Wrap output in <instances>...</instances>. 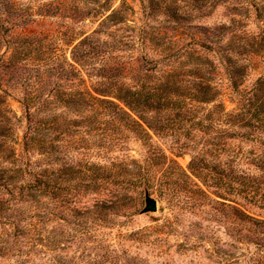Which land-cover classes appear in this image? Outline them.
<instances>
[{
	"label": "rangeland",
	"instance_id": "obj_1",
	"mask_svg": "<svg viewBox=\"0 0 264 264\" xmlns=\"http://www.w3.org/2000/svg\"><path fill=\"white\" fill-rule=\"evenodd\" d=\"M28 1L20 3L26 5ZM147 1L148 16L142 7ZM128 2L136 11L135 23L130 24L144 27V34L148 36V61L156 60L158 67L167 68L174 63L180 66L174 62V56L171 57L179 46L170 48L164 36L182 34L186 37L206 31L212 33L211 36L219 35L216 49L223 47L225 57L223 61L213 60L214 85L222 94L227 110L238 112L241 105L237 104V98L240 100V97L229 86L232 70L229 66L244 68V76L239 79L240 91L244 93L252 90L257 80L264 76V0ZM176 17L181 19L176 21ZM66 22L71 23L69 19ZM55 23L53 18L31 15L27 24H21L22 28L14 33L0 32V90L8 92V103L21 118L17 129L20 144L25 119L19 100L24 93L35 92L42 80L37 76L35 55L33 52L27 55L20 35L23 27L35 33L52 28ZM96 26L87 21L75 27L91 31ZM114 54L121 55V66L129 57L144 55L141 46ZM148 69L151 70L148 81L153 84L160 73L153 66L148 65ZM203 69L204 73L212 71L209 66ZM126 74L123 73L122 80L130 82L132 75ZM47 81L52 84L54 80L49 77ZM49 85L46 84L44 94L52 88ZM57 113L60 120H82L77 113L62 114L61 110ZM115 132L104 121L93 128L83 123L72 124L66 133L54 128L53 167L57 187L52 195L37 196L7 211V216L15 219L12 227L2 225L0 220V264H264V228L248 223L235 224L228 207L229 200H234L235 196L225 191L218 194L216 188L208 187L190 173L192 152L179 149L187 142L185 138L176 145L170 138L153 136L151 143L146 144L127 132L121 137ZM231 144L239 158H243L236 165L237 170L244 176L259 178L264 171L249 162L259 160L264 155V147L251 139H237ZM154 154L162 157L154 161ZM164 156L177 160L188 177L172 166L170 171L177 177L178 184L160 187L156 183L154 187H144L140 202L127 201L115 206L106 202L109 192L117 187L102 182L99 168L127 160L132 167H135L134 161L147 170H159L157 164ZM211 159L213 165H218L227 157L221 155ZM87 162L96 165L95 187L89 191L85 189L87 180L77 173L61 174L64 165L80 167ZM120 178L127 180L131 175L123 174ZM261 184L256 190L255 201L251 202V197L246 198L245 194L244 199L238 197L237 202L252 217L264 221V205L260 201L256 203L264 196L262 179ZM61 185L65 187L63 190ZM195 185L200 190L196 191ZM147 196L157 200V212H143Z\"/></svg>",
	"mask_w": 264,
	"mask_h": 264
},
{
	"label": "trees",
	"instance_id": "obj_2",
	"mask_svg": "<svg viewBox=\"0 0 264 264\" xmlns=\"http://www.w3.org/2000/svg\"><path fill=\"white\" fill-rule=\"evenodd\" d=\"M118 1L29 0L24 5L21 0H0L1 33H14L27 24L31 15L56 20L54 27L35 33L23 27L20 35L27 55L32 52L35 55L37 76L42 79L35 92H26L19 100L25 119L21 144L17 133L21 118L8 103V92L0 90L2 225L12 227L14 224L15 219L6 214L13 206L28 203L40 195H52L56 189L54 128L66 133L72 124L83 123L93 128L104 121L119 137L127 132L146 144L151 143L153 136L170 138L176 145L185 138L187 142L179 149L192 152L190 173L208 187L216 188L218 194L225 191L235 196L228 204L235 224L248 223L264 228V221L252 217L237 202L238 197L244 199L245 194L246 198L251 197V202L257 198L256 190L262 185L261 179L264 180V155L249 162L260 169L261 176H244L236 167L243 158H239L231 144L233 140L251 139L264 147V76L257 80L252 90L244 93L239 88L244 68L230 65L229 86L240 97L237 104L241 106L238 112L228 111L213 76V60L223 61L225 57L223 47L216 49L220 36H211L209 31L186 37L182 34L164 36L170 48L179 46L171 57L174 56V62L180 66L174 63L167 68L158 67L156 60L148 61V36L144 34V27L130 24L135 23V7L128 0H121L117 5ZM142 7L148 16V1ZM87 21L97 24L96 28L85 31L75 27ZM134 46H141L144 55L129 57L121 66V55L114 53ZM148 65L160 73L153 84L148 81V71H151ZM203 66H209L212 71L204 73ZM124 72L127 76L131 73L130 82L122 80ZM49 77L54 80L52 84L47 81ZM46 84L52 87L48 94H44ZM60 110L62 114L77 113L82 120H60L57 113ZM221 155L227 157L226 161L213 165L211 158ZM161 157L154 154L152 160ZM133 163L135 167L125 160L99 168L102 182L117 187L109 192L106 202L113 206L127 201L140 202L144 187H154L156 183L160 187L178 184L177 177L170 171L172 166L188 177L177 160L168 156L157 164L159 170H147ZM61 172L62 176L74 172L85 178L87 191L95 187L96 165L91 162L80 167L64 165ZM123 174H130L131 178L122 180ZM62 185L60 189L63 190ZM195 187L196 191L200 190ZM259 201L264 205V196L256 203Z\"/></svg>",
	"mask_w": 264,
	"mask_h": 264
},
{
	"label": "water",
	"instance_id": "obj_3",
	"mask_svg": "<svg viewBox=\"0 0 264 264\" xmlns=\"http://www.w3.org/2000/svg\"><path fill=\"white\" fill-rule=\"evenodd\" d=\"M158 211V202L154 198L147 196L146 197V207L144 208L143 212H157Z\"/></svg>",
	"mask_w": 264,
	"mask_h": 264
}]
</instances>
